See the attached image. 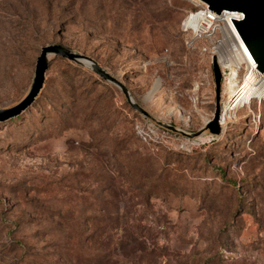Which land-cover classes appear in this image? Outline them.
Returning a JSON list of instances; mask_svg holds the SVG:
<instances>
[{
	"label": "rangeland",
	"instance_id": "obj_1",
	"mask_svg": "<svg viewBox=\"0 0 264 264\" xmlns=\"http://www.w3.org/2000/svg\"><path fill=\"white\" fill-rule=\"evenodd\" d=\"M194 8L0 0V109L31 91L41 48L60 45L160 122L90 68L50 56L33 103L0 122V264H264V100L210 133L213 43L180 28Z\"/></svg>",
	"mask_w": 264,
	"mask_h": 264
},
{
	"label": "water",
	"instance_id": "obj_2",
	"mask_svg": "<svg viewBox=\"0 0 264 264\" xmlns=\"http://www.w3.org/2000/svg\"><path fill=\"white\" fill-rule=\"evenodd\" d=\"M207 4L210 9L220 14L223 10L240 11L244 14V19L241 21H233L238 34L249 44L254 56H260L264 54V0H199ZM50 56H60L63 59L78 63L80 65L90 68L94 73L100 76L106 82L114 84L123 93L127 103L131 108L140 113L142 116L149 118L157 123H160L154 117L146 111L139 103H137L127 88L119 79L111 75L104 68H102L96 61L89 56L73 52L60 45H47L41 48L38 56V72L34 82V85L28 95L17 105L0 109V122H4L11 118L20 115L25 111L35 100L36 96L40 92L45 72L50 62ZM260 70H264V67L260 64ZM212 72L215 88V111L213 118L208 121L207 128L211 134H220L221 127L219 125V117L221 112V81L222 76L219 65L215 57L212 58ZM171 129L177 130L173 126ZM199 132L194 133V136L199 135Z\"/></svg>",
	"mask_w": 264,
	"mask_h": 264
},
{
	"label": "bare ground",
	"instance_id": "obj_3",
	"mask_svg": "<svg viewBox=\"0 0 264 264\" xmlns=\"http://www.w3.org/2000/svg\"><path fill=\"white\" fill-rule=\"evenodd\" d=\"M223 54L220 53L219 61L230 68L229 74L224 78L222 111L220 112L219 125L224 126L232 121L233 114L238 107L250 106L252 99L259 103L264 99V75L260 78L264 67V54L254 56L249 44L237 33L230 35L225 42ZM245 68L242 81L238 82V71ZM149 94L147 98H150Z\"/></svg>",
	"mask_w": 264,
	"mask_h": 264
},
{
	"label": "built area",
	"instance_id": "obj_4",
	"mask_svg": "<svg viewBox=\"0 0 264 264\" xmlns=\"http://www.w3.org/2000/svg\"><path fill=\"white\" fill-rule=\"evenodd\" d=\"M192 1L194 2L195 8L188 10L182 19L180 24L181 31L189 34L191 41L212 40L211 51L219 65L222 79H224L229 74L230 68L220 63L219 56L220 53L223 54L225 42L229 40L230 35L235 36V32H237L233 21L243 20L244 14L236 10H223L218 14L205 3L199 0ZM217 33L219 36L213 39ZM203 50L205 51L207 48L203 47ZM243 69L245 73V68L243 67ZM263 75L264 70H262L260 78Z\"/></svg>",
	"mask_w": 264,
	"mask_h": 264
},
{
	"label": "trees",
	"instance_id": "obj_5",
	"mask_svg": "<svg viewBox=\"0 0 264 264\" xmlns=\"http://www.w3.org/2000/svg\"><path fill=\"white\" fill-rule=\"evenodd\" d=\"M19 116V115H18ZM18 116H16V117H18ZM16 117H14V118H16ZM12 119V118H11Z\"/></svg>",
	"mask_w": 264,
	"mask_h": 264
},
{
	"label": "flooded vegetation",
	"instance_id": "obj_6",
	"mask_svg": "<svg viewBox=\"0 0 264 264\" xmlns=\"http://www.w3.org/2000/svg\"><path fill=\"white\" fill-rule=\"evenodd\" d=\"M215 98V97H214Z\"/></svg>",
	"mask_w": 264,
	"mask_h": 264
}]
</instances>
